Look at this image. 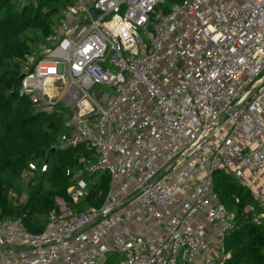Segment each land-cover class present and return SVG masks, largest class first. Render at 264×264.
<instances>
[{
    "label": "built area",
    "instance_id": "built-area-1",
    "mask_svg": "<svg viewBox=\"0 0 264 264\" xmlns=\"http://www.w3.org/2000/svg\"><path fill=\"white\" fill-rule=\"evenodd\" d=\"M21 76L89 155L42 232L0 219V264H224L218 172L264 227V0H75Z\"/></svg>",
    "mask_w": 264,
    "mask_h": 264
},
{
    "label": "trees",
    "instance_id": "trees-1",
    "mask_svg": "<svg viewBox=\"0 0 264 264\" xmlns=\"http://www.w3.org/2000/svg\"><path fill=\"white\" fill-rule=\"evenodd\" d=\"M73 2L0 0V219L20 218L32 233L44 230L49 211L56 207L55 197L67 198L66 189L81 169L80 157L89 155L83 145L57 147L65 132L64 113L43 111L21 92L27 56L53 30L61 9ZM102 179L106 181V176ZM213 189L235 213L225 238L231 256L224 264L264 263V227L252 221L254 213L244 212L253 202L249 191L222 173L214 176ZM12 193L19 198L16 204ZM102 201L88 198L89 205Z\"/></svg>",
    "mask_w": 264,
    "mask_h": 264
},
{
    "label": "rangeland",
    "instance_id": "rangeland-1",
    "mask_svg": "<svg viewBox=\"0 0 264 264\" xmlns=\"http://www.w3.org/2000/svg\"><path fill=\"white\" fill-rule=\"evenodd\" d=\"M74 1H75V0H74ZM100 89H106V87H105V86H102V85H101V86L99 85V86H97L96 88H94V89L92 90V92H93V93H97L98 90H100ZM57 95H58V94H57ZM59 96H60L59 99H62V98H63V94H60ZM220 173H221V172H218V173H216L215 175L220 174ZM96 178L99 179V178H100V175H97ZM109 256H110V254H109ZM113 260L116 261L117 258H113Z\"/></svg>",
    "mask_w": 264,
    "mask_h": 264
},
{
    "label": "water",
    "instance_id": "water-1",
    "mask_svg": "<svg viewBox=\"0 0 264 264\" xmlns=\"http://www.w3.org/2000/svg\"><path fill=\"white\" fill-rule=\"evenodd\" d=\"M91 12H92L94 15L98 14V11H97V10H94V9H92Z\"/></svg>",
    "mask_w": 264,
    "mask_h": 264
}]
</instances>
